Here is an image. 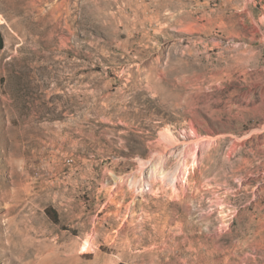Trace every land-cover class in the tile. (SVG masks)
Here are the masks:
<instances>
[{"label": "rangeland", "instance_id": "rangeland-1", "mask_svg": "<svg viewBox=\"0 0 264 264\" xmlns=\"http://www.w3.org/2000/svg\"><path fill=\"white\" fill-rule=\"evenodd\" d=\"M0 32V264H264V0H0Z\"/></svg>", "mask_w": 264, "mask_h": 264}, {"label": "trees", "instance_id": "trees-1", "mask_svg": "<svg viewBox=\"0 0 264 264\" xmlns=\"http://www.w3.org/2000/svg\"><path fill=\"white\" fill-rule=\"evenodd\" d=\"M3 47V41H2V35H1V32H0V49ZM50 207H47L45 209V212L48 213V211H50Z\"/></svg>", "mask_w": 264, "mask_h": 264}, {"label": "bare ground", "instance_id": "bare-ground-1", "mask_svg": "<svg viewBox=\"0 0 264 264\" xmlns=\"http://www.w3.org/2000/svg\"><path fill=\"white\" fill-rule=\"evenodd\" d=\"M172 179H173V178H172ZM172 179H171V180H172ZM171 180H170V181H171Z\"/></svg>", "mask_w": 264, "mask_h": 264}]
</instances>
